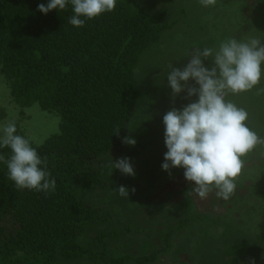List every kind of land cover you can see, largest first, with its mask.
<instances>
[{"label": "trees", "instance_id": "trees-1", "mask_svg": "<svg viewBox=\"0 0 264 264\" xmlns=\"http://www.w3.org/2000/svg\"><path fill=\"white\" fill-rule=\"evenodd\" d=\"M46 2L0 0V82L2 79L7 86L20 115L38 105L42 111L59 117L58 132L41 144H35L21 122L15 121L17 134L29 139L46 160L57 187L50 194L18 190L7 178L6 166L0 164V264H55L59 260L153 264L171 241L181 264L197 263L179 244V234L173 236L167 209L163 220L142 231L146 240L141 249L135 250V242L130 240L116 247L114 253L108 251L105 240L116 238V231L99 235V249L79 242L88 224L100 222L97 211L83 195L89 190L107 189L108 178L114 172L111 161L130 158L138 152L129 153L122 141L133 134L129 123L139 102L149 96L135 77L139 59L176 22L163 23L164 12L149 15L129 0H117L114 11L74 28L68 23L73 14L71 6L44 15L37 6ZM6 117V110L0 107V123ZM0 155L7 160L11 151L0 149ZM168 183L161 185L160 193L137 202L181 201L188 209L197 206L201 215L215 217L214 224L222 229L223 238L231 229L222 223L233 207L244 208L251 202L246 197L250 187L237 180L236 190L228 200L218 198L215 189L200 198L183 173ZM251 210L256 212L254 206ZM188 222L182 220L178 229ZM201 233V237L207 236L206 229ZM234 233L245 235L243 231ZM260 240L264 242V234ZM230 246L219 253H204V259L213 255L214 261L223 254L231 262L247 250L238 241Z\"/></svg>", "mask_w": 264, "mask_h": 264}, {"label": "rangeland", "instance_id": "rangeland-1", "mask_svg": "<svg viewBox=\"0 0 264 264\" xmlns=\"http://www.w3.org/2000/svg\"><path fill=\"white\" fill-rule=\"evenodd\" d=\"M129 1L134 7L143 9L149 15L164 12L162 22L166 24L176 22V24L172 29L165 31L160 40L142 54L135 70V77L140 87L149 93L148 98L139 102L128 126L129 131L133 133L129 138L136 141L134 146L126 144L130 149L129 153L138 151L135 156L129 158L135 175H123L119 170L114 169L108 178L107 189L89 190L85 196L83 195L88 204L97 211L100 222L88 224L79 242L91 249H99L101 247L98 242L99 235L106 231H116V238L105 240L108 251L114 253L116 247L130 240L135 242V250L141 249L143 241L146 240L142 231L150 229L152 223L163 220L167 209L173 236L177 234L183 236L181 239L178 236L179 244L192 261L197 260V263L195 261L193 264H264V242L260 240L261 235L264 234V214H262L264 212V144L257 145L242 158L244 166L236 180L239 184H247L250 187L251 193H247L246 197H249L251 202L244 208L241 205L233 207L231 215L222 223L223 225L225 223L224 227L231 229L224 238L220 236L222 229L214 224L215 217L201 215L197 206L188 209L181 201L176 204L170 201L162 204L157 200L148 204L137 202L146 196L160 193L161 185L183 173V169L179 168L167 172L161 169L164 153L167 151L164 145L162 120L172 108L180 109L194 102L197 97H187L186 91L173 96L166 77L169 66L182 69L195 50L216 47L226 37L237 39L255 37L261 39V46H264V4L259 3L258 0H216L215 6L205 8L200 0ZM205 65L210 66V61H205ZM196 86L191 80L187 85V87ZM228 99L248 112L249 127L264 137V80L250 92L229 96ZM0 107L7 113V117L0 124H6L10 119L21 122L22 129L35 144H41L59 130V117L55 113L42 111L38 105L26 110L23 116L20 115L19 110L11 102L9 90L2 79ZM120 186H125L129 190L128 199L120 197L114 191ZM168 198L172 200V196ZM252 206L255 207L257 215L251 210ZM184 219L189 220L187 226L182 230L178 229ZM240 222H244L245 225L240 226ZM202 229H206V237H201ZM185 230L191 233H184ZM235 231H243L245 235H236ZM237 241L247 249L242 258L228 262L222 254L214 261L213 255L211 259L209 256L204 259V253H216V251L219 253ZM132 253L138 254L137 251ZM244 256H250L254 261ZM176 258V250L171 241L169 248L158 256L153 264H181L182 262ZM55 264L102 263L89 260H59Z\"/></svg>", "mask_w": 264, "mask_h": 264}, {"label": "clouds", "instance_id": "clouds-1", "mask_svg": "<svg viewBox=\"0 0 264 264\" xmlns=\"http://www.w3.org/2000/svg\"><path fill=\"white\" fill-rule=\"evenodd\" d=\"M264 4V0H258ZM203 7L215 6L216 0H200ZM117 0H47L37 10L47 15L52 10L63 11L71 6L68 23L82 28L85 23L115 10ZM261 39L226 37L216 47L197 49L182 68L169 66L166 73L173 96L186 91L187 97H197L180 109L172 108L164 116V153L161 169H183L184 179L193 191L206 198L215 189L218 198L228 200L236 190V178L244 166L243 157L264 144V137L249 127L248 112L233 103L229 96H238L256 88L264 80V46ZM210 61V66L205 65ZM196 87H187L189 81ZM135 145V139L122 141ZM8 148L10 157L0 155V164L7 168V178L18 190L50 194L56 190L46 160L32 142L17 134L13 119L0 124V149ZM112 170L134 176L128 157L111 161ZM128 199L129 190L120 186L114 190Z\"/></svg>", "mask_w": 264, "mask_h": 264}]
</instances>
